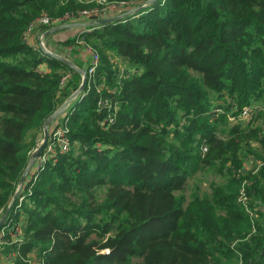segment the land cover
Segmentation results:
<instances>
[{
  "label": "trees",
  "instance_id": "obj_1",
  "mask_svg": "<svg viewBox=\"0 0 264 264\" xmlns=\"http://www.w3.org/2000/svg\"><path fill=\"white\" fill-rule=\"evenodd\" d=\"M146 1L0 0V216L44 122L81 82L30 43L52 26L26 36L29 25ZM89 29L81 37L95 50L127 62L119 71L104 53L50 124L54 153L11 205L4 226L19 224L16 238L0 236L6 264H264V123L228 118L264 97V0H157ZM191 158L218 179L198 206L181 196Z\"/></svg>",
  "mask_w": 264,
  "mask_h": 264
},
{
  "label": "rangeland",
  "instance_id": "obj_2",
  "mask_svg": "<svg viewBox=\"0 0 264 264\" xmlns=\"http://www.w3.org/2000/svg\"><path fill=\"white\" fill-rule=\"evenodd\" d=\"M96 3H97V5L104 4L105 0H96ZM106 6H111V5H106ZM91 19H95V18L91 17ZM86 31H90V30H86ZM86 31H84V32H86ZM77 32L76 31H69V30H67V31L65 30L64 32H60V34L56 38V39H60L59 41H60V45H61V48H62L61 50L59 49V51H58V52H60L59 54L63 55L65 58H67L68 60L73 62L72 59H74V60L77 59V55H76L77 52H75L76 49L78 50V48L79 49L89 48L92 53L95 52V53L98 54V57H99L98 63L100 62L101 57H103L104 53H106V54L110 55L111 61H113L114 63L116 62V66L119 69V71H123L124 64L127 62V59L125 61L124 60L125 58L119 57L112 50L99 53V51L95 50V48H93L87 41H85L81 37V34H77ZM56 39L53 42H56ZM42 43L44 45V39L42 40ZM48 50L52 51L51 49H48ZM67 74H69V72H67ZM97 89L99 91L103 90L102 89V84H99L97 86ZM217 100H219V104H221L223 106L226 103L230 102V100H224V99H217ZM251 105H252L251 106L252 107V112L245 119L240 120V123H242L244 125L247 120L253 119V118H255V116H257V118H258V122H257L258 124L259 123H264V97L261 98L260 100L259 99L258 100L255 99L251 103ZM63 113L60 114V117H61V115L62 116L64 115ZM234 117H236V116H232V115L229 114L228 115L229 121H231V122L237 121V119L234 118ZM59 136H60L59 140H57V138H55V137L53 138V143L56 142L59 145H61V140L64 139V137L63 136L61 137V135H59ZM65 141L67 142V140H65ZM187 147H189V146H187ZM50 149L51 150H49L47 152L45 151L46 152V156H45L44 160H46L47 155H49V153H54L53 146ZM189 155H191V152L189 153ZM249 157L252 159L250 161L251 164L248 165V164L245 163L244 165H245V167H247V169H250L251 171H253V170L256 171V169L259 168L260 163L257 162L258 160L253 161L254 157L252 156V154L248 155V158ZM188 163H189V165L191 167V171H193V172H192L191 176H189L187 178L188 186H187L186 190L184 191V193L181 196L183 197V200L185 201V204L192 203L193 206H198L199 203H202V204L204 203V200H205L204 196L205 195H209L211 193V190H210L211 181L217 183L218 179L217 180L215 179V176L213 175L214 174L213 171H210L207 168H203L198 163V161L196 159L191 158ZM243 206H244V208L248 209L247 205L243 204ZM250 217H251L250 218L251 220L252 219H256L255 215H250ZM238 228L241 231L248 230L247 227H246V224H239ZM251 232H253V230ZM237 243H238L237 241H234L232 245H237ZM35 258H36V255L32 254L31 255V260H34ZM10 261H11V257H8V258L5 259L6 263L7 262L9 263ZM1 262L3 263V256H2Z\"/></svg>",
  "mask_w": 264,
  "mask_h": 264
},
{
  "label": "water",
  "instance_id": "obj_3",
  "mask_svg": "<svg viewBox=\"0 0 264 264\" xmlns=\"http://www.w3.org/2000/svg\"><path fill=\"white\" fill-rule=\"evenodd\" d=\"M157 0H147L146 2L131 8L121 14L115 15V16H111V17H106V18H95V19H90L89 21L86 22H69V23H63V24H58L55 26L50 27L49 29H47L46 31H44L40 36H39V42H38V46L40 48V50L60 61L61 63H63L64 65L68 66L69 68L73 69L74 71L78 72L81 75V82L80 85L78 86V88L71 93L66 99L65 101H63L60 106L57 107V109L46 119V121L43 124V137L42 140L40 141V143L38 144V146L34 149V151L31 153L28 163L21 175V178L19 180V183L16 187L15 193L11 199L10 204L7 206V208L5 209V211L2 213L1 217H0V229L4 226L6 220H7V216L9 214L10 208L12 203L14 202V200L16 199L18 192L21 188V186L23 185L26 176L28 175V173L30 172L31 168L33 167V164L38 160V158L43 154V151L45 150L48 140H49V126L50 124L58 117L60 116L61 113L65 112V110L69 107L70 103L76 99L78 97V95L81 93L84 84H85V80L87 78V74H86V70L85 69H81L79 68L77 65H75L73 62H71L70 60H68L67 58H65L64 56L57 54L55 52H52L48 49L45 48V46L42 43V40L49 34L55 33L57 31L63 30V29H68V28H78V29H85L83 31L86 30H91L89 28L92 27H98L104 24H111L117 20L120 19H124L127 16L133 15L134 13H137L139 11H141L142 9H144L148 4H152L155 3Z\"/></svg>",
  "mask_w": 264,
  "mask_h": 264
},
{
  "label": "built area",
  "instance_id": "obj_4",
  "mask_svg": "<svg viewBox=\"0 0 264 264\" xmlns=\"http://www.w3.org/2000/svg\"><path fill=\"white\" fill-rule=\"evenodd\" d=\"M123 4L121 5H118V6H106V7H103L101 9H94V10H90V11H82L79 13V17H85V18H88V19H91L92 18H106V17H111V16H114V15H118L120 14L121 12H124L123 11V7H122ZM77 18V17H74L73 15H63L61 17H57V18H53V17H50L49 15H47L46 13H43L41 14L38 18H36L30 25L29 27L27 28V31L25 33V35L27 36L29 34V32L35 28L36 26H42V25H46V26H54V25H58V24H63V23H69V22H74V19ZM89 49V48H88ZM90 51V49H89ZM98 60H99V57H98V54L95 53V52H91L90 51V61L88 63V66H87V69H86V74L89 75L90 77L93 76L94 72H95V69L96 67L98 66ZM69 76V74H65L63 77H62V80H61V84L65 82V80L67 79V77ZM108 104V105H111V103L109 102H104L102 100H99L98 101V106H102L104 104ZM252 112V107L249 106V107H245L244 109H242V111H240V113L234 117L236 118L237 120H242V119H245L250 113ZM233 118V119H234ZM235 120V119H234ZM61 137L63 136L61 131L60 130H56L55 133H54V137L57 138V140L60 139V136ZM59 136V137H58ZM53 137V138H54ZM61 143L63 145H65L67 142L62 139L61 140ZM65 148V146H63ZM50 148H52V144L49 143L47 144L46 146V152L51 150ZM202 150H206L205 147L202 148ZM46 152H44V154H42L38 160L36 161L37 163H40L41 161H44V158L46 156ZM1 217V216H0ZM6 228H9V232H10V235L15 236V233L18 231V228H19V224H13V225H7V227L3 226L1 229H0V236H3L6 234L5 230ZM16 240V239H15ZM2 240L0 239V264H1V259H2V254H1V246H2Z\"/></svg>",
  "mask_w": 264,
  "mask_h": 264
},
{
  "label": "crops",
  "instance_id": "obj_5",
  "mask_svg": "<svg viewBox=\"0 0 264 264\" xmlns=\"http://www.w3.org/2000/svg\"><path fill=\"white\" fill-rule=\"evenodd\" d=\"M132 8H134V7H132ZM129 9H131V8H124L123 11L125 12V11H127ZM121 13H123V12H121ZM89 20L90 19L85 18V17H77V18L74 19V22H86V21H89ZM65 30L66 31L67 30H69V31H76V32L78 31L77 34H81L82 32H84L83 31L84 29H81V28L79 30H78V28L77 29L76 28H68V29H63V30L57 31L55 33L49 34V35H47L44 38V45L47 47V48L46 47L45 48L46 49H51L52 52H55V53L59 54L60 52H58V51H59V49L61 50L62 48H61L60 41H59L60 39H56V38L60 34V32H64ZM42 33H43V31L42 32H39V30L33 32L31 34L30 39H29L30 43L32 44V39L35 37L36 38V41H37V45H39L38 44V42H39V36ZM55 39H56V42H53ZM76 55H77V59L76 60L72 59V61L79 68L86 70L87 69V66H88V63L90 61V51H89V49L88 48H83V49H79L78 48V52L76 53ZM39 69H41V70H47L46 64H41L39 66ZM50 129H51V126H49V129L48 130L50 131ZM3 263H6L4 258H3Z\"/></svg>",
  "mask_w": 264,
  "mask_h": 264
}]
</instances>
